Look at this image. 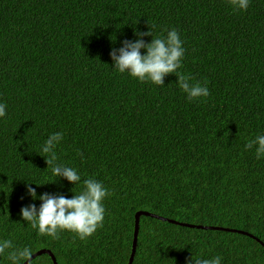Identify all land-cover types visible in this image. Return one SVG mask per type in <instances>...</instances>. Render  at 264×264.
Wrapping results in <instances>:
<instances>
[{"label": "trees", "instance_id": "trees-1", "mask_svg": "<svg viewBox=\"0 0 264 264\" xmlns=\"http://www.w3.org/2000/svg\"><path fill=\"white\" fill-rule=\"evenodd\" d=\"M173 28L185 49L179 71L206 83L207 98L189 102L174 74L159 87L112 69L111 50L134 32ZM0 102V238L14 246L49 250L57 264H128L141 211L264 243V159L244 147L264 134V0L244 11L230 0H0ZM54 132L57 162L110 192L103 227L84 240L42 236L20 215L41 203L28 182L37 196L73 195L40 153ZM216 255L264 264V247L246 235L140 217L132 264ZM32 264L53 262L42 254Z\"/></svg>", "mask_w": 264, "mask_h": 264}, {"label": "clouds", "instance_id": "clouds-1", "mask_svg": "<svg viewBox=\"0 0 264 264\" xmlns=\"http://www.w3.org/2000/svg\"><path fill=\"white\" fill-rule=\"evenodd\" d=\"M233 8L244 11L250 5V0H230ZM153 37L151 30L148 32H134L135 40L125 39L121 47L113 48L110 57L113 62L112 69L138 80L141 83L150 82L156 86L164 85V78L169 74L177 77V85L186 94V99L191 102L210 95L207 84L193 82L190 75L179 71L183 64L185 49L180 33L176 29L164 30ZM150 36V42H145L143 37ZM143 50V53H142ZM7 105L0 102V119L7 112ZM63 140L62 132H54L47 136L40 148L41 156L47 165L52 164V173L58 179L63 178L74 187L83 184L81 191L74 192L68 198L62 194L43 193L37 196L35 188L28 182L27 193L33 200L41 201L39 207L34 203L24 206L20 215L31 228L36 229L42 236L59 239L62 232H72L79 239L84 240L92 236L98 228L103 227L106 209L104 200L110 195L104 184L95 178L83 179L81 173L72 166L58 163L56 149ZM246 150L255 151L257 160L264 159V134L255 136L244 145ZM81 159L83 156L81 154ZM54 180L53 182H55ZM52 182V183H53ZM37 186L44 184L35 183ZM34 249L31 246H14L7 238H0V257L6 258L9 264H32ZM223 258L216 255L212 258H196L194 264H222Z\"/></svg>", "mask_w": 264, "mask_h": 264}, {"label": "water", "instance_id": "water-1", "mask_svg": "<svg viewBox=\"0 0 264 264\" xmlns=\"http://www.w3.org/2000/svg\"><path fill=\"white\" fill-rule=\"evenodd\" d=\"M141 216H149V217L156 218V219H159V220H162V221H166V222H168L170 224L179 225L181 227L196 228V229H202V230H219V231H224V232H231V233H238V234L246 235L248 237H251V238L257 240L264 247V243H262L260 240H258L253 235H251V234H249L247 232H244V231L235 230V229H226V228H220V227H205V226H199V225L198 226L197 225H191V224L177 222L175 220L165 219V218H162V217H159V216H156V215L141 211V212H137L136 215H135L132 249H131V254H130V257H129L128 264H132L133 260H134V257H135L136 248H137V242H138L139 222H140V217ZM42 254H47L51 258L53 264H57L54 254L51 251L45 250V249L39 250L38 252L33 254L32 260L34 258H36L37 256H40Z\"/></svg>", "mask_w": 264, "mask_h": 264}]
</instances>
